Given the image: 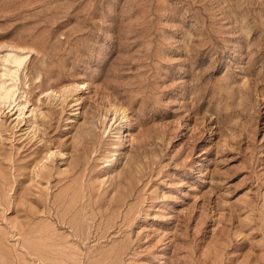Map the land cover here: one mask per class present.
<instances>
[{"label": "rangeland", "instance_id": "obj_1", "mask_svg": "<svg viewBox=\"0 0 264 264\" xmlns=\"http://www.w3.org/2000/svg\"><path fill=\"white\" fill-rule=\"evenodd\" d=\"M0 264H264V0H0Z\"/></svg>", "mask_w": 264, "mask_h": 264}, {"label": "bare ground", "instance_id": "obj_2", "mask_svg": "<svg viewBox=\"0 0 264 264\" xmlns=\"http://www.w3.org/2000/svg\"><path fill=\"white\" fill-rule=\"evenodd\" d=\"M12 64H14L15 66H16V65L18 66L20 63H19L18 61L14 60ZM4 92H5V93H4L3 95H4V97H5L6 99H8V98H12V97H13L12 92H11L10 90H9V91H4Z\"/></svg>", "mask_w": 264, "mask_h": 264}]
</instances>
